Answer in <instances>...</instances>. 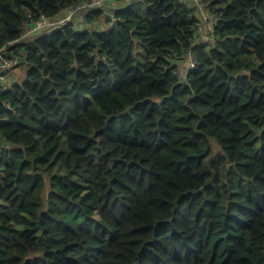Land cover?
<instances>
[{
    "label": "trees",
    "instance_id": "trees-1",
    "mask_svg": "<svg viewBox=\"0 0 264 264\" xmlns=\"http://www.w3.org/2000/svg\"><path fill=\"white\" fill-rule=\"evenodd\" d=\"M95 1L0 0V264H264V0Z\"/></svg>",
    "mask_w": 264,
    "mask_h": 264
},
{
    "label": "built area",
    "instance_id": "built-area-1",
    "mask_svg": "<svg viewBox=\"0 0 264 264\" xmlns=\"http://www.w3.org/2000/svg\"><path fill=\"white\" fill-rule=\"evenodd\" d=\"M194 1H195L196 4H200L201 5V2H200L201 0H194ZM101 2L103 4L104 0H96L94 2V4L95 3H101ZM210 16H211V20H213L212 27L214 29L217 15L213 14V15H210ZM67 19H68V17L62 19L61 21L65 22ZM45 25H46V23H44L43 21H39L36 27H33L32 29H30L29 31H27L25 33V36H28L29 34L34 32L37 28L43 27ZM209 40L210 39H208L206 41H203V42H199L198 44H203V43H205V42H207ZM3 50H5V48H1L0 49V90L7 91L12 86V84L10 83V75L13 72H15L12 69L16 68L17 65L18 66H20V65H19V58L17 56L14 57V59L9 58V57L6 56V54H4ZM188 58L190 59L188 61V72H189L190 70L194 69L196 64H197L196 54H195L193 49L189 52V54L187 55V58L184 61H187ZM179 74L181 76L180 68H179ZM187 74L188 73L186 72V76H187ZM186 76H185V78H186Z\"/></svg>",
    "mask_w": 264,
    "mask_h": 264
},
{
    "label": "crops",
    "instance_id": "crops-1",
    "mask_svg": "<svg viewBox=\"0 0 264 264\" xmlns=\"http://www.w3.org/2000/svg\"><path fill=\"white\" fill-rule=\"evenodd\" d=\"M107 1L108 2L106 4H109L110 7L106 9V15H111L112 9L114 7L120 6V4L118 3L116 4V1L114 0H107ZM193 4H195V6H198L199 8L197 12L198 17L200 19V24L198 28V38H197V43H199V42H203L209 39V35H211V32L213 30V27H212L213 20H211V16L205 7L201 6L200 4H196L192 2V5ZM79 18L82 19L81 17ZM178 64H179L180 69H184L188 73V68H186V65H187L186 61H184L183 63L182 62L178 63Z\"/></svg>",
    "mask_w": 264,
    "mask_h": 264
},
{
    "label": "rangeland",
    "instance_id": "rangeland-1",
    "mask_svg": "<svg viewBox=\"0 0 264 264\" xmlns=\"http://www.w3.org/2000/svg\"><path fill=\"white\" fill-rule=\"evenodd\" d=\"M185 1H188V0H185ZM107 1H105L104 3H106ZM99 4H102L99 3ZM209 39L211 40V35H209ZM206 41V40H205ZM213 41H215V39L213 38ZM141 52L142 49H141ZM142 56H144V54H142ZM190 59L188 58V60L186 61L187 65H186V68H188V61ZM24 72H25V67L24 66H21L18 70H16L15 72H13L11 75H10V83L12 84L14 81H21L24 77ZM180 73H181V77L184 79L185 76H186V71L184 69H180Z\"/></svg>",
    "mask_w": 264,
    "mask_h": 264
},
{
    "label": "clouds",
    "instance_id": "clouds-1",
    "mask_svg": "<svg viewBox=\"0 0 264 264\" xmlns=\"http://www.w3.org/2000/svg\"><path fill=\"white\" fill-rule=\"evenodd\" d=\"M206 43V42H205ZM204 44V43H203ZM179 68V67H178Z\"/></svg>",
    "mask_w": 264,
    "mask_h": 264
}]
</instances>
